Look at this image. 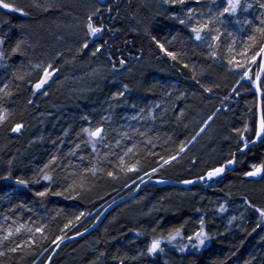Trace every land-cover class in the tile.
Masks as SVG:
<instances>
[{
  "label": "trees",
  "instance_id": "trees-1",
  "mask_svg": "<svg viewBox=\"0 0 264 264\" xmlns=\"http://www.w3.org/2000/svg\"><path fill=\"white\" fill-rule=\"evenodd\" d=\"M250 2L253 7L239 12L238 16L259 26L264 9L257 0ZM14 3L28 15L0 9V39L4 40L0 51L5 53V59L0 61V89L7 84L5 91L12 93L5 96L0 92V106L10 113L6 123L0 126V225L5 223V215L11 217L7 224L13 219L30 227L44 223L48 240L32 250L35 255L27 248L9 252L7 248L14 245L6 241L0 246V251L6 253L0 256V264H34L38 259L37 264H44L56 236L88 227L92 222L90 216L124 189L125 184L120 185L103 170H116L119 177H124V173L118 172L119 157L133 144L137 148L125 159L140 160L143 174L152 173L155 168L153 178L183 181L201 177L211 170L212 164L207 159L216 148L223 156L218 166L230 159V153L237 152L240 139L236 130L246 137L252 135L251 129L257 123V96L250 84L239 81L237 74L229 71L224 63L228 58L227 44L232 39L227 31L237 33V45H240L241 38L246 39L252 31V25H244L241 30V25L233 22L235 17H226L229 22L221 26L225 35L217 49L219 58L213 60L208 56L207 44L192 39L188 28L172 18L174 15L185 18L188 8L207 12L209 7H216L211 0H202L199 4L196 0H187L184 6L176 7L165 5L163 0H109L104 6L94 0L52 3L38 0L33 4L16 0ZM94 11L93 23L103 31L91 37L86 24ZM153 38L170 51L180 53L181 63L165 56ZM91 40L92 44L83 48ZM19 41H23L20 50L23 54H12L11 49ZM92 45L101 49L93 57L109 68L108 84L97 90L82 105L84 108L51 116L53 111L46 102L57 100V93L50 95L53 86L50 84L41 92L34 91L33 85L42 74L35 66L52 63L63 72L67 69L66 65L62 66L63 61L80 59L89 54ZM121 60L125 62L123 65ZM183 63L189 64V68H184ZM193 65L195 71H192ZM196 80L212 91L205 92ZM234 88L237 90L233 91ZM43 91L51 98L45 103ZM120 92L124 96L114 99ZM164 103L167 106L163 108ZM133 116L137 119H132ZM211 117L212 121L196 142L183 154L179 153V147L186 148ZM17 123L23 125L19 133L11 130ZM245 125L249 132L243 131ZM96 127L104 128V139L96 143L93 152L83 129ZM117 140H120L119 147ZM149 140L151 143H146ZM77 144L79 149L75 147ZM73 151L75 156L69 154ZM53 155L58 157L52 172L56 183L51 186L56 191L69 183L70 174L78 169L83 171L85 167L95 166L101 171L95 176L87 175L84 192L77 199L51 194L38 198L33 193L48 185L42 180L32 181ZM172 155L179 157L161 167L162 158ZM80 156L85 159L81 161ZM237 159L235 169L222 181L186 189L197 191L195 197L176 195L177 191L184 190L181 188L152 185L143 188L135 199L115 208L89 236L62 247L51 264H264V219L245 204L247 200L264 208V179L253 181L244 175L251 162L264 159V146L259 143L246 157L237 155ZM5 176L10 179H3ZM65 176L69 177L67 181L63 179ZM17 178L30 181L28 188L17 185ZM222 198L231 204H241L242 217L237 213L230 217L226 210L219 211ZM138 200L143 201L142 206L135 205ZM20 204L25 207H18ZM13 208L15 212L10 210ZM81 212L84 216L76 221ZM215 213L220 217L214 219ZM201 218L205 230L213 237L203 249L180 252L165 243L163 252L148 255L147 247L154 236L166 235L178 227L190 235L192 229H199ZM70 220L73 226L62 233L61 229ZM153 228L157 231L153 232ZM26 238L28 233L22 232L12 239L23 242ZM183 243L188 241L185 239Z\"/></svg>",
  "mask_w": 264,
  "mask_h": 264
},
{
  "label": "snow or ice",
  "instance_id": "snow-or-ice-1",
  "mask_svg": "<svg viewBox=\"0 0 264 264\" xmlns=\"http://www.w3.org/2000/svg\"><path fill=\"white\" fill-rule=\"evenodd\" d=\"M202 0H196V3H201ZM259 7L264 9V0H257ZM165 5H169L170 7L184 6L187 3V0H163ZM211 4L216 5L215 8L209 7L207 12L200 10L199 12L195 8H188L185 12V18H179L177 16H173V19H178V22L181 25H184L188 28V30L192 33V39L198 42H203L207 44L208 49H210L208 56H210L213 60L218 59L217 49L221 46V37L225 35V32L221 30V26L225 25L229 21H227L226 17H235L236 19L233 21L235 24L241 25V30L244 25H252V21L248 19H244L243 21L239 18L238 13L243 11L247 12L250 8L253 7V4L250 0H224L223 3H220L219 0H211ZM39 7V5H36ZM0 9L7 10L8 12H18L20 15H28L27 12L24 11L23 8L18 7L15 3L9 2V0H0ZM183 10V7H182ZM96 11H99L98 9ZM96 15L94 11L87 18V32L89 35L96 36L97 34L103 31V28L97 26L93 23V16ZM227 36L231 37L230 43L227 44V52L228 58L224 61L227 65L228 70L237 74L239 81H246L250 84V87L255 90L257 94L264 95V16L260 19L259 26L252 25V31L247 34V38H241L240 45H237V33L227 31ZM153 42L156 43L159 50L167 56L170 60L181 63L180 53L170 51L165 47L164 43H161L155 38H153ZM23 41H19L14 48L11 49L12 54H23L21 50V44ZM168 43H171L169 41ZM4 44V40L0 39V45ZM83 48H88V43L85 42L83 44ZM101 49L96 48V50L92 53L93 56L96 55ZM239 57V58H237ZM5 59V53L0 51V61ZM125 62L123 60L120 61V64L123 65ZM184 68H189V64L183 63ZM41 71V76L38 81L34 83L33 89L35 92H41L44 89L45 85L49 83L52 77L59 71L58 68H55L52 63H48L46 66L36 65ZM255 67V70H254ZM192 71H195V65L192 66ZM13 75H16L15 73ZM17 79H23V77L17 76ZM195 80L196 77L193 76ZM196 83L200 84L202 88H204L205 92H211L212 88L204 86L199 80H196ZM8 88V85L5 84L3 89H0V92L4 93L5 96H10L11 92H6L5 89ZM127 85H125V91H127ZM237 89H233L236 91ZM43 95H47V91H43ZM124 96V92L117 93L114 99H119ZM32 103V101H29ZM159 105H157L158 107ZM219 111V109L217 110ZM183 113H181L182 115ZM10 113L9 111L0 106V126L6 123L8 120ZM132 119H137L136 116H133ZM23 128L22 124H15L11 130L13 132L19 133ZM84 133L87 135L86 143L92 146V151H96V143L99 140L104 139V128L96 127L85 128L83 129ZM200 131H204L203 128ZM240 139L237 142V152L243 154L246 157L250 152H252V147L250 145H255L258 142L264 146V112L261 113L258 123H256L251 129L252 135L246 137L240 130H236ZM244 132H249L250 129L247 125L243 130ZM137 133L143 135V133ZM128 139H131L127 133L123 134ZM199 135V133H197ZM254 137V139L252 138ZM146 143H151V141H146ZM117 147L120 146V140L116 141ZM76 149H79V145L77 144ZM137 148V145L133 144L131 148H127L123 156L119 157L118 162V172L124 173L127 175L128 173H139L141 170V161L138 159L134 160H126L125 157L129 156L130 153L134 152V149ZM179 153L185 152V147L181 145L179 147ZM237 152L230 153V159H228L225 163L221 164L219 167H214L211 170L207 171L206 176H201L200 180H212L214 178L222 176L229 166H234L238 163ZM70 155L75 156L76 152H70ZM149 155H154V153H149ZM79 159L83 161L85 159L84 156H80ZM163 163L161 167L164 165L171 164L172 161L177 160V155H172L168 158H162ZM58 164V157L53 155L48 163H46L42 168L39 169L38 177L32 181L34 183H40L41 180L46 182L48 186L44 188L42 191H36L33 194L38 198H45L49 194L55 196H64L65 199H77L78 196L83 194L84 189L86 187L85 180L88 174L95 176L97 172L101 171L97 167L93 166L91 168L85 167L83 171L79 169L70 174L71 181L61 187L60 191H56L53 187V184L56 183L55 177L52 175V172L55 170V167ZM195 164V161H193ZM157 169L153 168V172ZM105 174L113 180L119 179V175L116 170H103ZM244 175L246 177H261L264 179V159L258 162H251L250 168L245 171ZM3 179H10V176L2 177ZM64 180H68L69 177L65 176ZM17 185H21L24 188H28L30 181L17 178L15 180ZM184 184H194L196 181L185 179L182 181ZM67 194V195H66ZM245 204L248 207L252 208L259 216L264 219V208L256 207L254 204L245 200ZM18 207H25L23 204L18 205ZM15 212V209H10ZM226 209L221 206L219 211L223 212ZM28 211H31L29 208ZM84 216V213L81 212L79 216L75 217L76 221H79L81 217ZM5 223L0 225V233H4L0 235V246H4L6 241H10L14 246L8 247L7 250L9 252H17L22 251L27 248L29 251H32L35 248L43 245L47 240L48 236L45 234V229L47 227L46 224H33L31 227L25 223H19L18 219H13L11 224H7V221L11 219V217L5 215L3 217ZM235 220V217H232ZM231 223V221H229ZM199 229L194 231L190 235H185L183 227L173 228L168 231L165 235L161 233L159 237H153L148 244L147 253L150 256H154L158 252H163L164 248L162 244L167 243L172 247L176 248L180 252H186L189 248L195 250H201L205 247L206 243L213 239L208 232L205 230L204 220L201 218L199 221ZM73 226V221H69L61 232L63 233L65 229ZM260 224H257L259 227ZM255 230V229H253ZM157 229L153 228V232H156ZM22 232L28 233V238L24 239L23 242L12 239L13 237L19 236ZM78 235H83V233H77ZM139 235V233H137ZM187 240L188 243H183L184 240ZM64 241V235L56 236L51 243L55 244L57 247ZM47 250V249H45ZM6 253L4 251H0V256H4ZM32 254L36 253L32 251ZM50 259V257H49Z\"/></svg>",
  "mask_w": 264,
  "mask_h": 264
},
{
  "label": "rangeland",
  "instance_id": "rangeland-1",
  "mask_svg": "<svg viewBox=\"0 0 264 264\" xmlns=\"http://www.w3.org/2000/svg\"><path fill=\"white\" fill-rule=\"evenodd\" d=\"M15 1L16 0H9V2H12V3H14ZM22 1L29 2V3L31 2L33 4L34 2H37L38 0H22ZM39 1L41 2L48 1L49 3L56 2V0H39ZM158 3H160V1ZM91 37L93 36L91 35ZM92 40L89 42L88 46L92 44ZM96 48H97V45H92V49H90L89 54L87 55L85 54V56L81 57L80 59L79 58L74 59V58L68 57L70 59L67 61H63L62 63V66H65V65L67 66V69L64 70L63 72H60V71L56 72V74L52 77L49 83L45 85V86H48L49 84L53 85L49 92L50 95L51 93H55V92L57 93L56 95L57 100H55V98L53 99L54 101L49 100L51 98L48 96V94L45 95L46 98L43 99V103L46 102V99L50 101L46 103L50 104V107L53 111L51 116L53 115L58 116V114H60L62 111L63 112L71 111V113H74L75 109L84 108L82 107V105L85 103H88L92 95L97 90H100V88H103L108 84V78L110 76V71L107 65L101 62L98 58L93 57L92 53L95 51ZM77 106L80 108H78ZM166 106L167 105L164 103V105H162L161 107L164 108ZM206 125L204 127H206ZM204 127L202 128L204 129ZM203 132L204 131L202 132L199 131L200 135L199 136L196 135V137L197 136L198 137L197 138L194 137V139L190 142V144L192 145L193 143H195L196 140L201 136ZM231 137H233L232 133H231ZM212 152L213 153L210 155L211 158L207 159V162L208 164H212L211 168H214L218 166L217 163L223 159V156L220 154L221 152L218 148L214 149ZM149 174H143L140 170L138 174L137 173H128L127 175L124 174V177L121 176L119 179H116V181H118L120 185L125 184L123 187L124 189L122 191L124 192L128 190L129 188H131L133 185H135L138 181L147 177V175ZM177 194H179L183 198H187V197L197 196L198 192L193 191V190L184 189V190L177 191L176 195ZM142 202H143L142 200H138L136 201L135 205L142 206L143 204ZM221 206H223L226 209L227 214L230 215V217L231 215L235 216L236 213L238 214L239 217L240 216L242 217L243 213H242L241 204H236V203L231 204V201H229L228 199L222 198L220 200L218 208H221ZM94 213L90 216L92 220H94V217H95ZM215 214L216 215L212 216L214 219L220 217L218 213H215ZM0 223L2 224V221H0ZM73 230L69 231L66 235H64V237H66ZM194 231L195 229H192L190 233L192 234ZM39 261H40L39 259L37 261L35 260L34 264H37Z\"/></svg>",
  "mask_w": 264,
  "mask_h": 264
},
{
  "label": "water",
  "instance_id": "water-1",
  "mask_svg": "<svg viewBox=\"0 0 264 264\" xmlns=\"http://www.w3.org/2000/svg\"><path fill=\"white\" fill-rule=\"evenodd\" d=\"M94 1L98 5L104 6L109 0H94ZM252 92L257 96V123H258L259 117H260V115L262 113L263 95L257 94L254 89L252 90ZM213 117L210 118V120L208 121L206 127L212 121ZM206 127H204V129ZM258 144H259V142L257 144H255V145H250V147H255ZM190 146H191V144L185 150H187ZM237 155H243V154L237 152ZM235 166L236 165L229 166L228 169L225 171V173L222 176L214 178L212 180H207V179L200 180V177L194 178V179H190V180L196 181V183H194V184H184V183H182V181H173V180H167V179H156V178L152 177V174L154 172L149 174V175H147V177H145L144 179L138 181L131 188H129L128 190H126V191L122 192L121 194L117 195L116 197L111 199L109 202L104 204L102 207H100V209H98L94 213V215H95L94 220H92L91 224L88 225V227L83 228V229L82 228L81 229H74L71 233H69L66 237H64V241H63V243H61L59 245V247H57L54 244L52 246L51 251H50L49 255L47 256L44 264H51L53 259L56 257L57 253L59 252V250L62 247L66 246V245H68L70 243L76 242V241H78L80 239H83V238L89 236L95 230H97L99 228V226L105 221V219L110 215V213L115 208L119 207L120 205H122V204H124L126 202H129L130 200L135 199L143 188H145V187H147L149 185H152V186H155L157 188L174 187V188L188 189V188L193 187V186L205 185V184L210 183V182L214 183V182H217V181H220V180L222 181V179L226 176V174L228 172H232L235 169ZM203 176H206V174L203 175ZM248 178L250 180H253V181H258V180L261 179V177H248ZM78 232L79 233H83V235H78L77 234ZM49 257H50V259H49Z\"/></svg>",
  "mask_w": 264,
  "mask_h": 264
},
{
  "label": "flooded vegetation",
  "instance_id": "flooded-vegetation-1",
  "mask_svg": "<svg viewBox=\"0 0 264 264\" xmlns=\"http://www.w3.org/2000/svg\"><path fill=\"white\" fill-rule=\"evenodd\" d=\"M211 184H213V182H211Z\"/></svg>",
  "mask_w": 264,
  "mask_h": 264
},
{
  "label": "bare ground",
  "instance_id": "bare-ground-1",
  "mask_svg": "<svg viewBox=\"0 0 264 264\" xmlns=\"http://www.w3.org/2000/svg\"><path fill=\"white\" fill-rule=\"evenodd\" d=\"M218 167V166H217Z\"/></svg>",
  "mask_w": 264,
  "mask_h": 264
}]
</instances>
